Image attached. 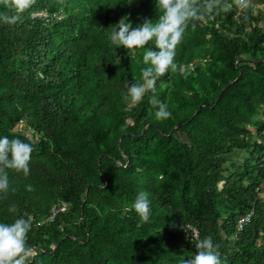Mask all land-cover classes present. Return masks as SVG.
<instances>
[{
    "label": "trees",
    "instance_id": "16d2710c",
    "mask_svg": "<svg viewBox=\"0 0 264 264\" xmlns=\"http://www.w3.org/2000/svg\"><path fill=\"white\" fill-rule=\"evenodd\" d=\"M224 3L230 10L218 6L215 19L189 21L174 58L183 71L127 104L125 83L143 82L145 49L109 36L125 16L133 28L158 19L155 0H34L14 24L2 19L18 14L14 0H0V138L33 147L27 176L6 170L0 223L30 221L24 264H181L208 236L221 264H264V9L236 16L234 0ZM153 95L168 119L156 117ZM21 118L35 143L13 129ZM235 148L248 155L228 166ZM141 190L147 221L131 208ZM186 221L198 238L184 233Z\"/></svg>",
    "mask_w": 264,
    "mask_h": 264
},
{
    "label": "clouds",
    "instance_id": "9594fccd",
    "mask_svg": "<svg viewBox=\"0 0 264 264\" xmlns=\"http://www.w3.org/2000/svg\"><path fill=\"white\" fill-rule=\"evenodd\" d=\"M34 0H14L17 15L4 16L5 23L14 24L20 19L19 13L29 8ZM237 7L246 9L250 0H234ZM220 6L225 12L231 5L221 0H155V9L160 15L155 21L145 18L143 23L132 27L128 17L121 18L111 32L109 39L113 44L126 49L144 48L143 62L147 67L141 70L142 83H125L126 95L132 103L142 100L149 90L155 91L157 80L169 70L176 72L179 66L174 62L176 47L181 43L189 21L200 20L204 15L215 19L214 10ZM195 28V24H192ZM155 47H145L149 42ZM183 71L182 68H179ZM149 103L157 108L155 115L158 119H168L171 112L166 103L154 95ZM33 147L18 138H0V193L6 194L9 188L7 169L22 171L25 176L30 172L29 162ZM31 190V186H29ZM14 191V189H13ZM138 216L147 221L151 215L149 194L141 190L131 206ZM9 211L15 213L12 206ZM30 221L23 217L16 218L12 223H0V264H24L32 249L27 246V234L30 231ZM197 253L190 259L182 260L181 264H221L219 245L214 244L208 236L195 243Z\"/></svg>",
    "mask_w": 264,
    "mask_h": 264
},
{
    "label": "rangeland",
    "instance_id": "374dc122",
    "mask_svg": "<svg viewBox=\"0 0 264 264\" xmlns=\"http://www.w3.org/2000/svg\"><path fill=\"white\" fill-rule=\"evenodd\" d=\"M248 8H250L256 12L261 11L264 9V0H250ZM259 23L264 28V17L262 19H260ZM247 25H249V22L247 23ZM221 31H223L229 35L233 34L232 30H228L226 28H222ZM125 99H126L127 104H132L129 97L126 96ZM256 116L258 118L263 117L262 113H259ZM252 128L255 130L256 125L252 124ZM13 129L22 132L24 134V136L26 137L28 142L35 143L39 139V134L35 130L34 126L31 125V123L28 122L26 119L24 122L22 121V122L17 123V125ZM227 155H228V161L226 162V165L229 166L231 163L241 164V163H243V160L245 159V157L248 155V149L247 148H235L232 150V152H229ZM258 192H259V195L264 199V185L258 187ZM56 203H58V202H56ZM56 203H54V204H56ZM48 213L49 212H47V214L43 218L44 221L49 220L48 219ZM32 256H33V251L25 259L29 260L30 258H32Z\"/></svg>",
    "mask_w": 264,
    "mask_h": 264
},
{
    "label": "built area",
    "instance_id": "2783aa9c",
    "mask_svg": "<svg viewBox=\"0 0 264 264\" xmlns=\"http://www.w3.org/2000/svg\"><path fill=\"white\" fill-rule=\"evenodd\" d=\"M244 10L245 9H241V8L238 7V11H236V16L239 15V14H242V12ZM32 15L43 17V16H46V12L44 10H41V11H33L32 12ZM22 121L24 122L25 119L24 118H21L17 123L22 122ZM17 123L15 124V126L17 125ZM15 126L13 128H15ZM66 207H67V202L64 201V200L63 201H60V202H58L56 204H52L51 207L48 210V212H49L48 213V219L49 220H52V218L56 215V213L59 210L65 209ZM250 214H251V212H246L245 214H243L242 217L239 218L238 223H237L238 228H242L243 224L247 220H249ZM183 231L189 237L198 238V236H199L198 227L192 221H186L183 224Z\"/></svg>",
    "mask_w": 264,
    "mask_h": 264
},
{
    "label": "water",
    "instance_id": "95a60500",
    "mask_svg": "<svg viewBox=\"0 0 264 264\" xmlns=\"http://www.w3.org/2000/svg\"><path fill=\"white\" fill-rule=\"evenodd\" d=\"M231 82H229L228 84H230ZM228 84H226L224 87H226Z\"/></svg>",
    "mask_w": 264,
    "mask_h": 264
}]
</instances>
